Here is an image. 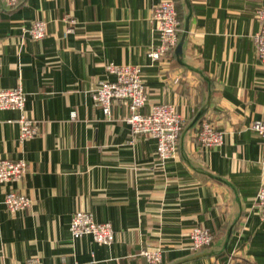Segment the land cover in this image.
Here are the masks:
<instances>
[{
  "label": "crops",
  "instance_id": "0c3cea01",
  "mask_svg": "<svg viewBox=\"0 0 264 264\" xmlns=\"http://www.w3.org/2000/svg\"><path fill=\"white\" fill-rule=\"evenodd\" d=\"M160 1L22 0L10 8L0 0V89L23 84L40 128L21 142L20 111L0 108V158L29 163L20 181L0 182V264H149L141 251L158 248L159 264H264V138L250 127L264 116L254 42L264 0H175L181 37L188 27L182 56L175 47L155 61L148 52L158 43ZM35 20L47 23L39 40L26 31ZM109 63L142 68L141 113L163 102L180 112L175 156L162 162L154 138L132 134L127 101H113L110 116L96 104L101 81L115 79ZM204 119L223 132L220 146L199 141ZM10 191L31 206L10 211L2 203ZM79 210L111 222L114 241L74 238ZM195 226L215 236L199 252L188 247Z\"/></svg>",
  "mask_w": 264,
  "mask_h": 264
},
{
  "label": "built area",
  "instance_id": "2783aa9c",
  "mask_svg": "<svg viewBox=\"0 0 264 264\" xmlns=\"http://www.w3.org/2000/svg\"><path fill=\"white\" fill-rule=\"evenodd\" d=\"M10 8H16L22 0H4ZM256 17L261 22V29L255 34L254 42L260 62L264 65V5L256 10ZM69 23L76 20L71 16L66 18ZM153 19L156 21L155 31L158 43L150 49L149 56L157 61L173 50L178 43V11L174 0H162L154 7ZM44 20H35L26 30L33 40L42 39L46 35ZM108 72L115 76L114 80H103L96 89L94 99L107 116L112 114L113 101L125 100L129 103L130 114L126 120L130 123L134 136L146 135L157 142L158 157L162 162L172 158L178 152L179 137L184 127V119L177 108L171 103H156L152 105L148 114L139 110L148 101V94L144 87L142 68L138 65H118L109 63ZM26 92L23 84L14 88L0 89V108L17 109L20 116L17 122L20 125L21 142L39 135L40 128L37 119L31 117L26 110ZM75 112H73V116ZM250 127L264 138V116L253 120ZM199 141L214 148L223 143V132L218 130L213 122L204 119L198 133ZM29 170V163L25 159L11 160L0 158V182L20 181ZM258 206L264 218V186L258 190ZM1 203V202H0ZM2 203L10 211L24 210L31 206V198L16 191L8 192ZM70 231L74 238L91 234L98 243H112L115 232L111 222H98L90 211L79 210L72 217ZM189 249L199 252L210 246L213 241L211 230L195 226L189 235ZM141 254L150 264H159L162 261V249H143ZM28 264H45L38 258H30Z\"/></svg>",
  "mask_w": 264,
  "mask_h": 264
},
{
  "label": "water",
  "instance_id": "95a60500",
  "mask_svg": "<svg viewBox=\"0 0 264 264\" xmlns=\"http://www.w3.org/2000/svg\"><path fill=\"white\" fill-rule=\"evenodd\" d=\"M187 31H188V27L186 26L185 32H184L183 36L181 37V40L179 41V43H178L177 46H176V53H177V55L179 56V59H180V57L182 56V52H183V43H184V39H185V36H186V32H187ZM201 113H202V112H200V113L196 116L195 120L192 122V125L198 120V118L200 117Z\"/></svg>",
  "mask_w": 264,
  "mask_h": 264
},
{
  "label": "trees",
  "instance_id": "16d2710c",
  "mask_svg": "<svg viewBox=\"0 0 264 264\" xmlns=\"http://www.w3.org/2000/svg\"><path fill=\"white\" fill-rule=\"evenodd\" d=\"M175 1V0H174ZM175 5H176V8L178 10V19H180L182 21V23L180 24V26L178 27V35L181 37L182 33H183V28H184V24H183V20H184V15L183 13L181 12L178 4L176 3L175 1ZM212 232V231H211ZM213 234V232H212ZM214 234H213V240H214ZM213 242V241H212ZM205 248V247H204ZM150 264V263H149Z\"/></svg>",
  "mask_w": 264,
  "mask_h": 264
}]
</instances>
